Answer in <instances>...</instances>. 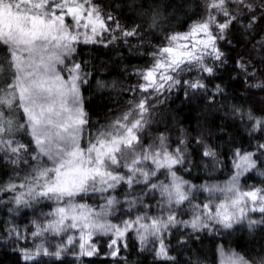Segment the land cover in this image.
Listing matches in <instances>:
<instances>
[{"label": "snow or ice", "instance_id": "obj_1", "mask_svg": "<svg viewBox=\"0 0 264 264\" xmlns=\"http://www.w3.org/2000/svg\"><path fill=\"white\" fill-rule=\"evenodd\" d=\"M0 208L15 264H264V0H0Z\"/></svg>", "mask_w": 264, "mask_h": 264}, {"label": "trees", "instance_id": "obj_2", "mask_svg": "<svg viewBox=\"0 0 264 264\" xmlns=\"http://www.w3.org/2000/svg\"><path fill=\"white\" fill-rule=\"evenodd\" d=\"M133 63H136V61H133ZM92 105H93V108H90V112L93 111V109H95V112L93 113L94 115L99 114L102 111V109L99 106L98 101L93 100ZM170 106H171L174 113H179L180 116L186 117L187 121L189 123L194 121L196 114H197V111H198V109L186 108L183 104L180 103L179 99H176L175 103L170 102ZM221 118L222 117H220V116L217 117L218 120ZM174 135H175V133H174ZM245 142H246V138H245ZM227 172H228V169L225 168L224 170H222L220 173H218L215 176V179L226 180L227 179ZM187 178L193 179L192 176H189ZM194 182L200 183L201 181L197 179V180H194ZM4 216H5V211L3 210V208H0V220H2L4 218ZM239 235L242 237L245 236L244 233H240ZM247 239L250 240L251 237H247ZM257 239H259V237H257ZM189 255H191V254L189 253ZM193 259H195V257H193ZM140 260L143 261V264H154L153 257L150 253H145V255L140 257ZM15 261H16V257L12 254V252L9 249H4L3 246L0 245V264H15ZM96 264H100V261L97 260Z\"/></svg>", "mask_w": 264, "mask_h": 264}]
</instances>
